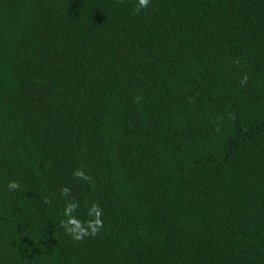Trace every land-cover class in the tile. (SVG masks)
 Segmentation results:
<instances>
[{"label": "trees", "instance_id": "1", "mask_svg": "<svg viewBox=\"0 0 264 264\" xmlns=\"http://www.w3.org/2000/svg\"><path fill=\"white\" fill-rule=\"evenodd\" d=\"M137 4L0 0V264H264V0Z\"/></svg>", "mask_w": 264, "mask_h": 264}, {"label": "clouds", "instance_id": "2", "mask_svg": "<svg viewBox=\"0 0 264 264\" xmlns=\"http://www.w3.org/2000/svg\"><path fill=\"white\" fill-rule=\"evenodd\" d=\"M150 0H138V4L136 7V11L139 12L140 10H143L149 6ZM77 176H82V173L77 172ZM8 190L13 191L17 189L18 185L15 182H9L8 184ZM66 191V190H64ZM68 224H75L76 222L74 220H69L67 222ZM95 227L92 228V234L94 235L96 230L101 226V222L99 220L95 221ZM91 227V225H90ZM71 235H73L74 239L79 240L82 235H87L88 233L83 231L82 229L79 228V225H77L76 229L70 232Z\"/></svg>", "mask_w": 264, "mask_h": 264}]
</instances>
